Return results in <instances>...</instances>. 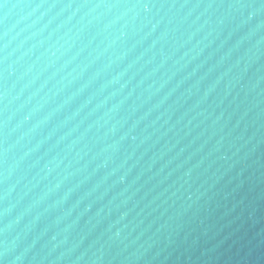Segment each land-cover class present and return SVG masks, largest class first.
Wrapping results in <instances>:
<instances>
[{
    "label": "water",
    "instance_id": "water-1",
    "mask_svg": "<svg viewBox=\"0 0 264 264\" xmlns=\"http://www.w3.org/2000/svg\"><path fill=\"white\" fill-rule=\"evenodd\" d=\"M0 264H264V0H0Z\"/></svg>",
    "mask_w": 264,
    "mask_h": 264
}]
</instances>
